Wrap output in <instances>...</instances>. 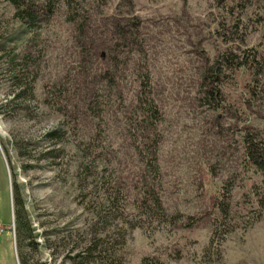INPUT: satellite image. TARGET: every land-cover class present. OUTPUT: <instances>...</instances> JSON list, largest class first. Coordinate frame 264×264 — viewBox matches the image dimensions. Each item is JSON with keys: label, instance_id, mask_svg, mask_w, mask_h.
<instances>
[{"label": "rangeland", "instance_id": "1", "mask_svg": "<svg viewBox=\"0 0 264 264\" xmlns=\"http://www.w3.org/2000/svg\"><path fill=\"white\" fill-rule=\"evenodd\" d=\"M30 1L42 9L48 0ZM121 1H90L91 8L86 1L95 14L87 25L101 17L140 20L142 64L163 115L158 164L168 218H145L132 206L143 167L122 116L105 107L100 118L77 115L73 104L83 87L68 103L49 102L48 93L81 62L66 9L28 26L0 0V264H109L100 248L88 253L89 244L100 243L118 252L120 264H264V218L252 189H264V174L244 167L240 149L244 128L264 140V75L258 100L248 106L249 74H226L219 84L224 107L214 109L202 81L205 67L229 45L264 53V0ZM110 40L95 42L92 70ZM125 76L127 106L135 87L132 70ZM59 106L70 107L68 120ZM112 188L127 196L118 214L106 201ZM222 190L230 215L215 233ZM17 203L30 232L18 230Z\"/></svg>", "mask_w": 264, "mask_h": 264}, {"label": "trees", "instance_id": "2", "mask_svg": "<svg viewBox=\"0 0 264 264\" xmlns=\"http://www.w3.org/2000/svg\"><path fill=\"white\" fill-rule=\"evenodd\" d=\"M7 1L14 8L16 18L28 26H34L41 15L52 17L62 6L66 9V20L75 27L74 39L80 50L81 62L78 67H75L76 69L74 68L66 75L65 84L61 89L48 93L49 102L55 106L60 105L61 101L62 103H68L72 96H77L80 87H83V93L79 94V104H73V109H75L77 115L93 120L101 117L105 107L110 112H113V116H122V127L125 129L126 136L131 143V150L140 159L143 167L139 183L136 185L137 189L132 200V206L137 209L142 217L166 220L168 217L160 196L162 187L158 164L159 147L162 141L159 125L162 122L163 115L153 97L151 75L145 68L146 66L142 64V59L144 60V55L142 54L143 45L138 31L141 26L140 20L135 16L127 19L114 17L109 22H105L101 17L99 22L94 21L96 24L92 25V22L89 26L87 25L90 23L88 21H92L95 14L91 15L87 7L90 6L91 8L90 1H96L98 4V0H86L88 2L87 7L85 0H48L42 9L35 7L30 0ZM127 1L122 0L121 5L124 6ZM221 1L223 3V0ZM82 2L85 5L81 7ZM104 2L106 0H99V5ZM129 4H131V1H129ZM101 15L102 13L99 12L98 16ZM104 19L106 18L104 17ZM220 27L224 31V25L221 24ZM90 29H92V33ZM232 29H234V25L229 31H232ZM104 36L110 37L111 40L101 47L102 51L96 54V57L102 63L98 68L94 67L92 70L90 68L92 66L90 59L93 55L91 54V49L95 46L97 39ZM227 42L230 44L233 41L231 39ZM230 46L205 67L204 76L202 77L203 86H205L203 98L209 105L213 106V109L219 106L224 107L225 101L222 99V91L219 84L226 78V74L241 71L251 76L253 86L246 87L248 88L249 98L246 103L247 106L250 102L258 100L259 97L256 84L260 80V82H263V79H261L264 75L263 51L260 48L246 47L233 49ZM129 70H132V83L135 89L133 98L126 106V100L120 87L128 80L125 73ZM71 74L73 77H71ZM74 78L81 83L77 90L71 87L72 81H75L73 80ZM87 78L88 80L93 78V80L89 82ZM95 82L96 87L94 86ZM90 83H93L92 86ZM68 108L70 107H57V111L65 117V120L70 117L69 111H67ZM113 110L116 115H114ZM72 118L77 121L76 116H72ZM242 134L240 149L244 167H251V169L264 174V140L260 134L253 133L251 129H242ZM252 189L256 197L254 205L258 208V218H264V189L254 185ZM109 191L106 195L108 209L118 214L122 208L121 204L124 202V198L127 197L126 193L119 188L116 190L112 188ZM220 193L215 204V210L219 214V217L215 218L214 222L215 233L223 226L221 219L226 221L230 215L227 193L224 190ZM15 217L18 222L19 232H30L27 225L24 224L25 221L20 213L19 203L16 204ZM219 219L220 222H218ZM103 247H105L103 243L99 245L89 244L87 250L89 253L100 248L101 250L98 251L100 254H107V258L109 256V261L111 262L109 264H120L116 260L114 262V259L119 258L118 252H115L112 246H109V248ZM106 247H108V243H106ZM86 256L87 253H84L82 257Z\"/></svg>", "mask_w": 264, "mask_h": 264}]
</instances>
